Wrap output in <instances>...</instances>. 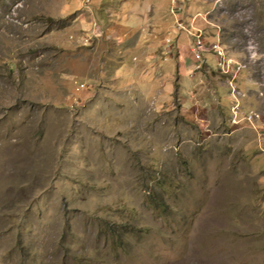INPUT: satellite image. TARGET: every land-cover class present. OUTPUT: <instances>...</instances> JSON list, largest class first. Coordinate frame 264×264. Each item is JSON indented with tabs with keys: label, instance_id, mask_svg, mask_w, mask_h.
<instances>
[{
	"label": "rangeland",
	"instance_id": "1",
	"mask_svg": "<svg viewBox=\"0 0 264 264\" xmlns=\"http://www.w3.org/2000/svg\"><path fill=\"white\" fill-rule=\"evenodd\" d=\"M0 264H264V0H0Z\"/></svg>",
	"mask_w": 264,
	"mask_h": 264
},
{
	"label": "clouds",
	"instance_id": "2",
	"mask_svg": "<svg viewBox=\"0 0 264 264\" xmlns=\"http://www.w3.org/2000/svg\"><path fill=\"white\" fill-rule=\"evenodd\" d=\"M256 55H257L256 53H253L252 54V58L255 59L256 58Z\"/></svg>",
	"mask_w": 264,
	"mask_h": 264
},
{
	"label": "built area",
	"instance_id": "3",
	"mask_svg": "<svg viewBox=\"0 0 264 264\" xmlns=\"http://www.w3.org/2000/svg\"><path fill=\"white\" fill-rule=\"evenodd\" d=\"M199 44H201V42L198 40V41H196V45H199ZM198 56V55H197ZM81 86H82V84H81Z\"/></svg>",
	"mask_w": 264,
	"mask_h": 264
}]
</instances>
